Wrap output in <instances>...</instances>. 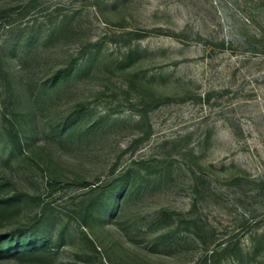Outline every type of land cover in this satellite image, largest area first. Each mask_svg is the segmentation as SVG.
Listing matches in <instances>:
<instances>
[{"label":"rangeland","instance_id":"1","mask_svg":"<svg viewBox=\"0 0 264 264\" xmlns=\"http://www.w3.org/2000/svg\"><path fill=\"white\" fill-rule=\"evenodd\" d=\"M0 264H264V0H0Z\"/></svg>","mask_w":264,"mask_h":264}]
</instances>
